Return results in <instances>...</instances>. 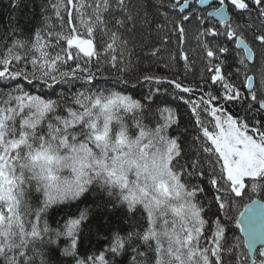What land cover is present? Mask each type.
Listing matches in <instances>:
<instances>
[{
  "label": "snow or ice",
  "instance_id": "1",
  "mask_svg": "<svg viewBox=\"0 0 264 264\" xmlns=\"http://www.w3.org/2000/svg\"><path fill=\"white\" fill-rule=\"evenodd\" d=\"M217 2L204 15L190 0H46L30 30L10 19L0 33V264H57V249L72 264H264V0ZM189 24L198 83L139 69L182 60L186 80ZM110 72L122 89L106 86ZM145 84L143 98L129 94ZM162 87L187 120L157 103ZM117 210L127 230L104 233ZM93 231L108 242L82 256Z\"/></svg>",
  "mask_w": 264,
  "mask_h": 264
},
{
  "label": "trees",
  "instance_id": "2",
  "mask_svg": "<svg viewBox=\"0 0 264 264\" xmlns=\"http://www.w3.org/2000/svg\"><path fill=\"white\" fill-rule=\"evenodd\" d=\"M46 2V0H19V6L15 8L14 10L9 5V0H0V33H3L5 29L9 27V21L10 19L15 21H19L21 25L25 27L26 30H30L33 28V26L37 25L40 20V8L42 6V3ZM165 3H168V0H165ZM191 9L195 8L198 13L206 15L207 11L200 10L196 5L195 2L191 3ZM190 9V10H191ZM189 10V11H190ZM170 14L179 15L180 11L178 9L175 10H169ZM186 14V13H184ZM245 17H241V19H244ZM209 22L212 24H217L218 22H215L213 19L208 18ZM194 32L195 28L193 25H188V39L187 43L185 45V50L188 52L189 58L191 61H195L193 72L188 75L187 79H184L185 71H184V62L182 60H178L174 68L170 71L169 69H166L163 67L165 61H155V62H149L147 60H142L139 69L141 71H150L160 76H168L170 78H175L176 76H180L184 83H198V77L200 75V70L204 66L203 62L200 60V52L197 48V42L194 38ZM175 46V39L173 40V44L169 46V50L174 48ZM196 49L195 52L192 50ZM142 55V54H140ZM162 56L166 58L167 52L162 53ZM110 77V83L106 86H112L113 84H116V81L114 77L118 75V73H107ZM101 84H103V81H100ZM117 88L122 89L124 86L116 84ZM148 85L145 84L143 86H137L135 89L129 88V94L134 95L136 98H143L144 95L148 92ZM163 87H167L166 85ZM163 87L161 88L160 93H154V98L157 100V103H159L161 100L167 101L170 103L173 107H179V111L182 114V117L184 120H187V116L185 113L187 112L186 105L183 104V102L179 100H173V98L170 95H167L163 91ZM208 89L206 88L205 91ZM47 91V90H46ZM59 91V89H57ZM187 95V94H186ZM200 95L199 92H196L193 96V98H198ZM146 103H151V101H145ZM229 111H232L235 113L237 109H235L231 104L228 106ZM264 198V197H260ZM92 198L89 197V200L87 203H91ZM247 200L242 201L241 203H246ZM85 204H81V207H84ZM63 211H58L52 213L48 217V222L51 227L55 228L57 226V221L63 222ZM95 221H93V224ZM87 231V226L86 229ZM111 230H121L125 231L127 230V225L123 222L122 214L119 210L111 214V224L104 228L102 231L104 233H108ZM233 233L238 234V229L234 228L233 225L229 226L228 236L231 237ZM107 239H97L95 236V231H93V234L91 235V238L89 240L84 241L80 245V254L82 256L93 254L94 252H99L102 249H104L105 245L107 244ZM63 241L60 243V247H63ZM54 258L57 261V264H72V261L70 258H64L59 256L58 249L54 251L53 253ZM109 259L111 257L109 256ZM128 257H123L118 259L117 264H127Z\"/></svg>",
  "mask_w": 264,
  "mask_h": 264
},
{
  "label": "water",
  "instance_id": "3",
  "mask_svg": "<svg viewBox=\"0 0 264 264\" xmlns=\"http://www.w3.org/2000/svg\"><path fill=\"white\" fill-rule=\"evenodd\" d=\"M193 0H190V2H192ZM217 2V0H209V2L207 4H197L198 6H201V7H208L209 5H214L215 3ZM213 9H210L209 12H211ZM208 12V13H209ZM213 19L217 20L218 21V18L217 17H212ZM259 199V198H257ZM243 210V208L241 209V211ZM239 230V229H238ZM240 233V232H239ZM240 235L242 236L243 238V234L240 233ZM258 247V246H257Z\"/></svg>",
  "mask_w": 264,
  "mask_h": 264
},
{
  "label": "rangeland",
  "instance_id": "4",
  "mask_svg": "<svg viewBox=\"0 0 264 264\" xmlns=\"http://www.w3.org/2000/svg\"><path fill=\"white\" fill-rule=\"evenodd\" d=\"M194 1V0H193ZM190 2V3H194V2ZM195 5L197 6V7H199V9L200 10H203V11H208V9L212 6V5H209L208 7H201V6H198L196 3H195ZM190 9H191V7H190ZM189 9V10H190ZM186 13V12H185ZM208 14V12L206 13V15ZM208 18H210V19H213L212 17H208ZM215 22H218L217 20H215V19H213Z\"/></svg>",
  "mask_w": 264,
  "mask_h": 264
},
{
  "label": "bare ground",
  "instance_id": "5",
  "mask_svg": "<svg viewBox=\"0 0 264 264\" xmlns=\"http://www.w3.org/2000/svg\"><path fill=\"white\" fill-rule=\"evenodd\" d=\"M181 2H182V0H181ZM217 6H215L214 8H216ZM214 8H212V9H214ZM178 9V8H177ZM179 10V9H178ZM180 11V10H179ZM242 209V208H241Z\"/></svg>",
  "mask_w": 264,
  "mask_h": 264
}]
</instances>
